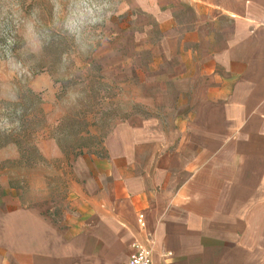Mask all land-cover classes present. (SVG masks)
Here are the masks:
<instances>
[{
    "label": "crops",
    "instance_id": "0c3cea01",
    "mask_svg": "<svg viewBox=\"0 0 264 264\" xmlns=\"http://www.w3.org/2000/svg\"><path fill=\"white\" fill-rule=\"evenodd\" d=\"M189 8L171 104L75 158L59 204L4 200L0 264H123L135 241L152 264H264V0Z\"/></svg>",
    "mask_w": 264,
    "mask_h": 264
},
{
    "label": "rangeland",
    "instance_id": "374dc122",
    "mask_svg": "<svg viewBox=\"0 0 264 264\" xmlns=\"http://www.w3.org/2000/svg\"><path fill=\"white\" fill-rule=\"evenodd\" d=\"M190 16L189 0H0V204H59L75 158L171 104L158 68Z\"/></svg>",
    "mask_w": 264,
    "mask_h": 264
},
{
    "label": "built area",
    "instance_id": "2783aa9c",
    "mask_svg": "<svg viewBox=\"0 0 264 264\" xmlns=\"http://www.w3.org/2000/svg\"><path fill=\"white\" fill-rule=\"evenodd\" d=\"M137 224L143 230L145 223L142 214L137 215ZM132 252L123 264H152L149 248L140 241L133 242L131 246Z\"/></svg>",
    "mask_w": 264,
    "mask_h": 264
}]
</instances>
